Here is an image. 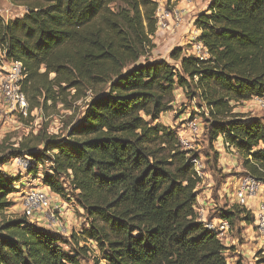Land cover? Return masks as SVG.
I'll return each instance as SVG.
<instances>
[{"label":"trees","instance_id":"obj_1","mask_svg":"<svg viewBox=\"0 0 264 264\" xmlns=\"http://www.w3.org/2000/svg\"><path fill=\"white\" fill-rule=\"evenodd\" d=\"M9 2L26 11L0 17V51L23 66L30 112L92 96L65 134L43 129L17 145L0 142V214L19 182L2 167L28 158L29 176L41 174L46 188L84 211L88 227L73 239L95 244L96 264H229L196 210L197 157L160 119L182 89L205 110L209 142L222 139L244 176L264 184L263 120L236 112L264 97V0H212L194 23L206 56L177 47L170 59L178 66L150 60L158 31L151 0ZM219 218L255 222L237 204ZM61 243L60 233L24 215L0 220V264H82Z\"/></svg>","mask_w":264,"mask_h":264},{"label":"rangeland","instance_id":"obj_2","mask_svg":"<svg viewBox=\"0 0 264 264\" xmlns=\"http://www.w3.org/2000/svg\"><path fill=\"white\" fill-rule=\"evenodd\" d=\"M205 1L176 0L174 5L168 4L164 7L170 12L178 10L182 13L183 19L177 26L169 25L170 28H165L160 27L161 24L158 27L153 38L155 48L150 57L151 61L166 60L171 65L178 66L176 62L170 59L172 50L177 47L183 48L184 55L187 56L203 53V51L200 52L195 49L198 33H196L194 22L197 14L207 10L209 5L206 8ZM3 10L5 13L1 18L5 20L22 16V12H16L17 10H11V12L6 11V9ZM164 23L166 22L164 21ZM6 62L0 51V72L2 74L6 73ZM91 96V92H87L80 98L69 99L67 104H58L56 108H51L48 111L36 109L31 112L28 119H20L16 113H10L9 110H6L0 120V142L5 141L9 145H17L29 135L37 134L43 129H46L49 134H65L68 125L81 117ZM196 102L189 101L184 91L177 89L173 104L174 109L163 115L160 122L175 130L180 139L186 140L190 144L189 148L186 149L192 151V155L197 157V169L202 182L197 189L198 204L196 210L204 223L212 224L217 230L220 227L221 212L236 205V187L245 175V171L242 160L234 149L218 144V141L213 144L209 142L206 124L202 117L205 110L200 109ZM0 108H2L0 110L3 113V108H5L3 101L0 102ZM236 112L259 117L264 123V108H261L255 101L238 105ZM21 159L28 160V158L23 157ZM48 168V163H45L40 167L41 173L47 171ZM2 169L8 175L18 177L19 182L15 186L16 192L8 197L12 206L0 214V220L2 218L21 217L23 216L22 203L26 193L31 189L42 190L46 188L40 180L41 174L37 178L29 176L28 170L21 168L16 160H12ZM50 195L54 206L58 208L54 216L64 227L63 231L60 232L51 229L61 234L62 249L72 255H78L82 264H96L94 259L99 257V253L95 244L90 242L85 244L82 238L77 243L73 239V235H81V231L88 227L84 211L75 203L72 195L71 200L68 201L62 200L53 193ZM261 196L252 197L248 201L250 210L247 209V211H251L255 219L252 225L236 220L233 226L230 225V230L225 235H219L222 244L228 249L225 256L229 264H264V228L262 229L257 224L256 218L260 205L264 201ZM64 203L68 205L65 207ZM62 210H64L65 215L61 218ZM84 245H87L93 252L88 255L81 254L79 250ZM101 264L105 263L102 262Z\"/></svg>","mask_w":264,"mask_h":264},{"label":"built area","instance_id":"obj_3","mask_svg":"<svg viewBox=\"0 0 264 264\" xmlns=\"http://www.w3.org/2000/svg\"><path fill=\"white\" fill-rule=\"evenodd\" d=\"M158 5V9L156 12V18L158 21V27H171L177 26L180 24L183 19L182 13L178 10H173V12L167 11L164 9L168 4L175 3L176 0H151ZM194 2L196 0H190ZM165 3V5H163ZM170 5V6H171ZM5 10L0 8V17H3ZM196 20V19H195ZM164 21L166 23H164ZM195 23V22H194ZM171 25V26H169ZM195 26V25H194ZM196 28V27H195ZM196 33L200 35V32L196 29ZM197 36L199 37V35ZM195 49L203 53L197 54L195 53L193 56L197 57H205L206 49L203 45L198 42ZM7 69L6 73L2 74L0 72V102L5 103V108H3V113L0 110V120L2 119L4 112L9 110L10 113H16L20 119H28L31 115L30 112V104L26 94L22 90L21 83L25 77L23 66L19 62H6ZM253 102H257L261 108H264V97L255 98L252 100ZM250 101V102H252ZM249 103V102H247ZM2 109V108H0ZM182 146L185 150L189 148L190 144L183 139H180ZM17 164L21 166V168H25L28 170V160L18 158L16 159ZM195 165V169L197 174L199 175V171L197 169V160L196 158L193 160ZM200 177V176H199ZM46 189V190H45ZM45 189H31L26 193L23 199V215L30 219L33 223H36L40 226H43L47 229L56 230L58 232L63 231V225L59 222L57 218H55V211L58 210L57 207L54 206L52 197L49 188ZM50 192V193H49ZM258 195H262L261 199L264 200V184L256 181L250 176H243L238 186L236 187V204L240 206H244L248 208V201L250 198H257ZM250 210V209H249ZM257 224L263 229L264 228V201L261 203L258 213L256 214ZM206 226L210 230H214L218 237L225 235L230 230V223L226 220L220 219V227L216 230L212 224H207Z\"/></svg>","mask_w":264,"mask_h":264},{"label":"crops","instance_id":"obj_4","mask_svg":"<svg viewBox=\"0 0 264 264\" xmlns=\"http://www.w3.org/2000/svg\"><path fill=\"white\" fill-rule=\"evenodd\" d=\"M201 1H205V0H201ZM211 1L212 0H206L205 1V3H206V8H207V5H209L210 3H211ZM0 8L1 9H6V11H10L11 12V10L13 11H16V12H25L26 11V9L24 8V7H21V6H15V5H12L10 2H9V0H0ZM24 10V11H23ZM21 13V15H23ZM197 15H199V14H197ZM196 19V18H195ZM253 102V101H252ZM250 103V102H249ZM218 144H221V145H224L223 144V140L222 139H219L218 140V142H217ZM65 204V207L68 205V204H66V203H64ZM61 207V206H60ZM65 210V209H64ZM64 210H62L61 212H62V215H61V218L63 217V215H65L64 213Z\"/></svg>","mask_w":264,"mask_h":264}]
</instances>
